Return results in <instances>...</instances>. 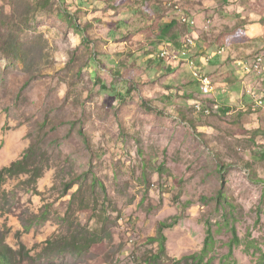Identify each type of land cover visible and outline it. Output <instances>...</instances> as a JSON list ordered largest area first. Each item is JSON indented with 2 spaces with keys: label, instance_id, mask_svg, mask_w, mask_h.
Instances as JSON below:
<instances>
[{
  "label": "rangeland",
  "instance_id": "obj_1",
  "mask_svg": "<svg viewBox=\"0 0 264 264\" xmlns=\"http://www.w3.org/2000/svg\"><path fill=\"white\" fill-rule=\"evenodd\" d=\"M176 2L0 0V171L33 147L41 173L0 182V240L20 264H148L147 240L175 218L151 264H195L181 260L208 225L212 264H264V0ZM176 5L207 24L195 34L212 59L194 72L225 92L214 102L157 59ZM235 33L249 41L230 44Z\"/></svg>",
  "mask_w": 264,
  "mask_h": 264
},
{
  "label": "trees",
  "instance_id": "obj_2",
  "mask_svg": "<svg viewBox=\"0 0 264 264\" xmlns=\"http://www.w3.org/2000/svg\"><path fill=\"white\" fill-rule=\"evenodd\" d=\"M177 3H178V5H180L179 3H181V0H177L176 4ZM184 3H187V0H184ZM170 7H172V6L170 5ZM182 11L185 14L184 10H182ZM171 12L175 13V17H172V18L169 17L171 20L168 22V24L163 26V28L159 29V33H158V36L156 38V39H158V38L161 39L160 40L161 44H160V47L158 50L157 59H159V61H161L163 63H165V60L160 57V50L161 49H163L165 47H169L171 50L180 51L182 46H183L184 40L183 41L179 40L177 29L180 30V28L181 29L186 28L187 31H189V33L191 34L188 36H193L195 34V30H196V32H197V30L199 31L200 29L204 30L207 26L206 23L199 21V16H198V17H194L196 22H197L196 23L197 27L196 26L190 27L189 25L182 23V21L180 19L181 14L179 12H177L175 10V8L174 9L172 8ZM187 16H189V15H187ZM153 26L156 27L157 22L155 24H153ZM155 27L153 28L154 30H155ZM200 32H201V30H200ZM199 33H198V39H199L198 42L201 43V45L204 49L202 50L201 54L196 53L197 57H195V55H194V57L196 59L198 58V56L207 54L209 52V49H210L208 44H206V43L203 44L202 41H200V38L202 36H200ZM238 35L235 33V36L233 38L229 39L230 44L238 45L241 42H248L249 41V38L247 39L246 34H242L243 40L239 39ZM182 39H184V38H182ZM222 49H223L222 47H218V51H214L213 56L217 57V55L220 54ZM215 53H217V54H215ZM256 60H257V58H256ZM263 60H264V58H263ZM178 64L184 65L186 72L190 73L188 67L185 65V62L181 61V62H178ZM262 68H263V66H262ZM243 70H244V67H243ZM262 70H261V73H262ZM204 71H205V68H204ZM254 74L258 75L257 72H254ZM260 75H262V74H260ZM209 77L211 79L213 78L212 76H209ZM224 93L225 92L223 90H221L220 93L218 94V96H216V98H212L213 96H207L206 98L211 99L208 101L214 102L215 101L214 99L221 98ZM204 108H207V107L204 105ZM33 153L34 152H33V147H32L25 153L23 158L12 163L9 167L3 168L0 171V182L4 181L6 178L16 177V176H19L22 174H26V175H28V174L32 175L33 174V176H32L33 178L39 179L41 177V173L39 172V170L38 169H36V170L31 169L30 160L32 159ZM80 193H81V191L79 193L75 194L73 196V199H76L77 195ZM217 199L219 200L220 205H225L227 203L226 195H224V192L222 190L220 191ZM177 221H178V218H175V220L172 224H170L169 222L160 223L157 237L156 238H150L147 240V242L157 245V252H156L154 257H152L148 260V264L149 263L151 264V262H154V261H159L160 259H162L166 255L167 237L165 236L164 231L166 229L173 228L176 225ZM206 233H207V236H206V239L204 241V246H203V249L201 250V252L199 254L184 257L181 261H190L191 260L195 264H212L213 263V257H209L210 252L214 251V238H213V232L210 228V225L207 226ZM47 243L49 245H51L52 241H48ZM239 243H240V239L237 235V231L235 228H233V240L229 244L230 252H229V254H227V256H226L227 258H230L233 256L234 246L236 244H239ZM18 257L19 256H18L17 252H15L14 249H12L10 246H8L4 240H2V241L0 240V264H20ZM27 257H29V259H30L29 255H27ZM176 263H181V262L179 261Z\"/></svg>",
  "mask_w": 264,
  "mask_h": 264
},
{
  "label": "built area",
  "instance_id": "obj_3",
  "mask_svg": "<svg viewBox=\"0 0 264 264\" xmlns=\"http://www.w3.org/2000/svg\"><path fill=\"white\" fill-rule=\"evenodd\" d=\"M175 10L181 14L180 15L181 20H183L184 22H188V23H194L196 25L197 22H196L195 18L187 16L186 14H184L178 5L175 6ZM198 41H199L198 34H194L193 36H188L184 40L183 46H182L180 51L170 50V51L165 52V54H160V57L162 59H164L167 63H168V61L181 62L179 60V52H185V47H193V54H189V61H183V62H185V65L188 67L195 85L197 86L200 93L204 97L205 96L207 97V96L218 95L220 92L216 91V84L214 83L213 80H209V76H204L200 73L194 72V64L195 63H197V62L209 63L210 60L212 59L209 53H207L205 55H201L200 59H196L194 57V55L196 53L201 54L202 50L204 49L202 47L201 43ZM208 56H210V57H208ZM212 57H214V56H212ZM262 63H263V59L261 57H258L257 63L255 65V69H257L258 74L261 73ZM252 97L254 99H257L256 102L258 104H261V106H262L263 102L261 100H258L257 95L254 91H252ZM194 105H195L194 107L197 110V112H204V113L206 112L207 114L210 113V110L205 109L203 103H201L200 101L194 102Z\"/></svg>",
  "mask_w": 264,
  "mask_h": 264
},
{
  "label": "bare ground",
  "instance_id": "obj_4",
  "mask_svg": "<svg viewBox=\"0 0 264 264\" xmlns=\"http://www.w3.org/2000/svg\"><path fill=\"white\" fill-rule=\"evenodd\" d=\"M182 23H183V22H182ZM184 23H186V24H187L188 22H184ZM191 25H193V26H194L195 24H194V23H191V24H190V26H191ZM196 27H197V26H196ZM165 52H166V51H163V53H161V54H165ZM253 63H254V62H253ZM253 68H254V67H253ZM246 71H247V70H246ZM255 71H256V70H255Z\"/></svg>",
  "mask_w": 264,
  "mask_h": 264
},
{
  "label": "crops",
  "instance_id": "obj_5",
  "mask_svg": "<svg viewBox=\"0 0 264 264\" xmlns=\"http://www.w3.org/2000/svg\"><path fill=\"white\" fill-rule=\"evenodd\" d=\"M177 1V0H176ZM169 5H171V3H169ZM201 17H199V19H200Z\"/></svg>",
  "mask_w": 264,
  "mask_h": 264
}]
</instances>
